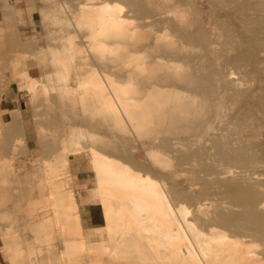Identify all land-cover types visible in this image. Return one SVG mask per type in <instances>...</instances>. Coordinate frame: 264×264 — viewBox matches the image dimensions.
Returning a JSON list of instances; mask_svg holds the SVG:
<instances>
[{
    "label": "rangeland",
    "instance_id": "1",
    "mask_svg": "<svg viewBox=\"0 0 264 264\" xmlns=\"http://www.w3.org/2000/svg\"><path fill=\"white\" fill-rule=\"evenodd\" d=\"M185 219L264 264V0H0V264H204Z\"/></svg>",
    "mask_w": 264,
    "mask_h": 264
},
{
    "label": "bare ground",
    "instance_id": "2",
    "mask_svg": "<svg viewBox=\"0 0 264 264\" xmlns=\"http://www.w3.org/2000/svg\"><path fill=\"white\" fill-rule=\"evenodd\" d=\"M100 1V0H99ZM104 2V1H103ZM102 2V3H103ZM100 4V2H97ZM105 3V2H104ZM97 4H94L93 6H95ZM121 6V4L117 1H114V2H110L108 4H100L98 5L95 10H96V15L99 16L100 18H102V26L103 25H108L110 23H114V19L116 18V11L119 9V7ZM95 15V14H94ZM119 16V15H118ZM98 17V18H99ZM117 21V20H116ZM115 21V22H116ZM118 22V21H117ZM116 22V23H117ZM114 23V24H116ZM94 24V22H93ZM98 24V23H97ZM95 29V28H94ZM143 55V54H140V56ZM142 57V56H141ZM138 58V57H137ZM144 58V57H143ZM140 59V58H139ZM135 60V59H134ZM133 61V59H132ZM141 62H143L142 60H140ZM133 63V62H131ZM136 63V62H135ZM138 64V62H137ZM135 65V64H134ZM91 71V70H90ZM92 74V73H91ZM85 74H82L80 76V79H83V80H86V76H84ZM94 82V81H93ZM100 89V88H99ZM62 144V142H61ZM58 159V158H57ZM99 161V160H98ZM113 161V159H112ZM106 162V161H105ZM112 163V162H111ZM117 163V162H116ZM115 164V162H114ZM121 164V163H120ZM117 166V165H116ZM120 166V165H119ZM118 166V167H119ZM122 166V165H121ZM124 166V165H123ZM95 167V166H94ZM97 167V166H96ZM113 167V166H112ZM117 168V167H116ZM101 175L100 178H99V181L100 183H103L105 180H109V182H112L116 185H121V186H125L126 187H131V188H135V189H139V191L145 189V185L142 183V184H139L140 180L141 179L139 176V178L135 175V172H128L127 170H125V168H117V169H112L110 167H107L106 169L104 168L101 172ZM256 176V175H255ZM145 179V178H143ZM139 182V183H138ZM147 182V181H146ZM104 184V183H103ZM146 184V183H145ZM120 187V186H119ZM145 191V190H144ZM142 194V193H141ZM130 195V194H129ZM158 193L156 194V192L154 191H150V196H152L153 198L155 196H157ZM128 196V194H127ZM131 197V195H130ZM131 200V199H129ZM262 204V203H261ZM138 208V207H136ZM170 215V213H169ZM242 215V214H240ZM238 216V215H237ZM238 218V217H237ZM183 219V218H182ZM233 219H236V218H233ZM257 219V218H256ZM173 220V218L171 219L170 218V221ZM174 221V220H173ZM172 221V222H173ZM237 221L238 223H240V221L238 220H235ZM177 224V223H176ZM184 225L186 227V229L188 231H190L191 233V239L199 253V256H200V261L204 264H248L249 260L253 257H249V256H246V253L243 254L242 252V249L236 244V245H230L228 246L227 242L225 240H223L224 237L219 238L218 239H214L212 240L209 236L203 234L202 232L200 231H194L193 228H192V224H191V221H188V220H184ZM165 227V226H164ZM177 227V226H176ZM167 228V227H166ZM171 229V228H170ZM174 229V228H173ZM178 228H176V231H177ZM169 230V229H168ZM257 230V229H256ZM166 231V230H165ZM173 231V230H172ZM175 231V230H174ZM180 231V230H179ZM202 231V230H201ZM171 232V231H170ZM170 232H168L170 234ZM219 232V231H218ZM165 233V232H164ZM181 233V231H180ZM205 233V232H204ZM261 233V232H260ZM221 233L217 234V235H220ZM257 234V235H256ZM259 233L255 232V235L258 236ZM165 235V234H164ZM171 235V234H170ZM177 235V234H176ZM215 235V234H213ZM224 235V234H223ZM169 236V235H168ZM175 236V234H174ZM173 236V237H174ZM183 236V234H182ZM212 236V235H211ZM227 236V235H226ZM232 236V235H231ZM234 236V235H233ZM167 237V233H166V236ZM185 237V236H184ZM213 237V236H212ZM170 238V237H169ZM227 238V237H225ZM234 238V237H233ZM235 238H236V235H235ZM178 241H180L181 239L178 237L177 238ZM230 241V240H229ZM241 241V240H240ZM186 242V241H185ZM234 242V241H233ZM236 242V241H235ZM239 242V241H238ZM242 242V241H241ZM188 243V242H186ZM231 243V242H230ZM97 244V243H96ZM66 245V244H65ZM70 246H73L71 244H69ZM188 245V244H187ZM182 246V245H181ZM186 246V245H185ZM69 247V246H68ZM74 247V246H73ZM72 247V249H73ZM188 247V246H187ZM190 247V246H189ZM67 248V247H66ZM71 248V247H70ZM76 248V247H74ZM78 248V246H77ZM183 248V247H182ZM243 248V247H242ZM244 248H246L244 246ZM250 248V247H249ZM175 249V247H174ZM70 250V249H69ZM182 250V249H181ZM190 250V249H189ZM189 250H185L184 249V252L181 251V253H184L185 255H189L188 258H190L191 256V252H189ZM192 251V250H191ZM251 251V249L249 250ZM180 254V253H179ZM179 254H173V257L178 260L179 258H182L181 255ZM197 254V253H196ZM249 254V253H247ZM251 254L252 251H251ZM250 255V254H249ZM195 256V255H194ZM197 258V256H196ZM184 259V258H183ZM186 260V259H184ZM191 261V259L189 260ZM173 262V261H172ZM195 262V261H194ZM176 263V262H175ZM187 263V262H186ZM257 263V262H256ZM201 264V263H200ZM262 264V263H261Z\"/></svg>",
    "mask_w": 264,
    "mask_h": 264
}]
</instances>
